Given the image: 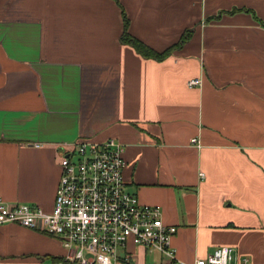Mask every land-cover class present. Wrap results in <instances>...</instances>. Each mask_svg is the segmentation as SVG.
<instances>
[{
  "label": "crops",
  "instance_id": "1",
  "mask_svg": "<svg viewBox=\"0 0 264 264\" xmlns=\"http://www.w3.org/2000/svg\"><path fill=\"white\" fill-rule=\"evenodd\" d=\"M123 12L164 58L120 40ZM79 138L123 144L126 189L176 227L179 260L227 245L264 264V0H0V200L50 211ZM64 252L0 225V264ZM118 257L168 264L131 242Z\"/></svg>",
  "mask_w": 264,
  "mask_h": 264
},
{
  "label": "built area",
  "instance_id": "2",
  "mask_svg": "<svg viewBox=\"0 0 264 264\" xmlns=\"http://www.w3.org/2000/svg\"><path fill=\"white\" fill-rule=\"evenodd\" d=\"M200 81L191 78L187 85ZM123 150L114 138H79L60 158L52 209L0 200V225L16 223L49 234L64 248L63 259L75 264H117L119 250L129 242L160 252L168 264H252L227 245L192 262L179 260L170 243L176 227L163 222L158 206L142 203L126 189Z\"/></svg>",
  "mask_w": 264,
  "mask_h": 264
},
{
  "label": "trees",
  "instance_id": "3",
  "mask_svg": "<svg viewBox=\"0 0 264 264\" xmlns=\"http://www.w3.org/2000/svg\"><path fill=\"white\" fill-rule=\"evenodd\" d=\"M126 26H127V18L123 12V30H122V33L120 36V40L124 44H128L131 47H133L137 53L141 54L142 56H144L146 58H153V59H157V60L164 58L168 54L169 49H166L163 52H157L153 48L149 47L147 44L142 42L141 40L131 36L128 33V31L126 30L127 29ZM48 258L51 261L56 262V263H60V264H75V263L65 261L63 259V256H61V257L60 256H49Z\"/></svg>",
  "mask_w": 264,
  "mask_h": 264
}]
</instances>
